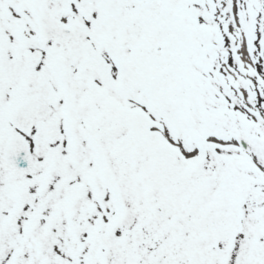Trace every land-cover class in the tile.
Returning a JSON list of instances; mask_svg holds the SVG:
<instances>
[{
	"label": "snow or ice",
	"instance_id": "snow-or-ice-1",
	"mask_svg": "<svg viewBox=\"0 0 264 264\" xmlns=\"http://www.w3.org/2000/svg\"><path fill=\"white\" fill-rule=\"evenodd\" d=\"M0 264H264V0H0Z\"/></svg>",
	"mask_w": 264,
	"mask_h": 264
}]
</instances>
